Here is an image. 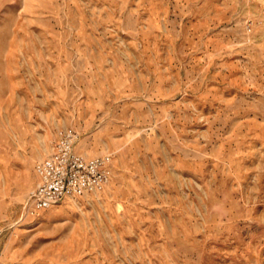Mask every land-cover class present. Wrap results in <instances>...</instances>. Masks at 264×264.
Wrapping results in <instances>:
<instances>
[{
  "label": "rangeland",
  "instance_id": "rangeland-1",
  "mask_svg": "<svg viewBox=\"0 0 264 264\" xmlns=\"http://www.w3.org/2000/svg\"><path fill=\"white\" fill-rule=\"evenodd\" d=\"M68 130L112 179L29 217ZM0 264H264V0H0Z\"/></svg>",
  "mask_w": 264,
  "mask_h": 264
},
{
  "label": "built area",
  "instance_id": "built-area-1",
  "mask_svg": "<svg viewBox=\"0 0 264 264\" xmlns=\"http://www.w3.org/2000/svg\"><path fill=\"white\" fill-rule=\"evenodd\" d=\"M74 131L62 132L49 155L34 165L36 183L24 206L38 217L67 199H79L104 189L112 179L111 153L86 157L76 150Z\"/></svg>",
  "mask_w": 264,
  "mask_h": 264
},
{
  "label": "crops",
  "instance_id": "crops-1",
  "mask_svg": "<svg viewBox=\"0 0 264 264\" xmlns=\"http://www.w3.org/2000/svg\"><path fill=\"white\" fill-rule=\"evenodd\" d=\"M107 187V186H106Z\"/></svg>",
  "mask_w": 264,
  "mask_h": 264
}]
</instances>
